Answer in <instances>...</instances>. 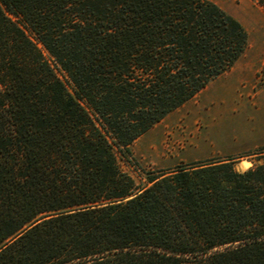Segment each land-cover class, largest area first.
I'll list each match as a JSON object with an SVG mask.
<instances>
[{
  "label": "trees",
  "instance_id": "1",
  "mask_svg": "<svg viewBox=\"0 0 264 264\" xmlns=\"http://www.w3.org/2000/svg\"><path fill=\"white\" fill-rule=\"evenodd\" d=\"M0 1L121 147L248 43L242 23L210 0ZM49 87L47 102L0 50V264H264V148L244 171L231 158L194 161L149 175L133 194L76 99Z\"/></svg>",
  "mask_w": 264,
  "mask_h": 264
},
{
  "label": "rangeland",
  "instance_id": "2",
  "mask_svg": "<svg viewBox=\"0 0 264 264\" xmlns=\"http://www.w3.org/2000/svg\"><path fill=\"white\" fill-rule=\"evenodd\" d=\"M242 2L233 1L242 8L240 16L248 33V43L232 67L245 71L247 65L254 64L255 92L264 87V8L253 0L252 9L255 10L252 11L249 1L245 6ZM0 9V50H8L16 56L47 102L55 98L49 87L53 81L62 85L66 95L76 99L79 109L104 136L106 155L114 159L118 170L115 177L121 178L131 193L149 186V175H157L160 170L171 171L194 161L231 158L237 171L262 162L257 160L255 152L264 148V103L259 102L256 107L249 104L247 108L244 99H237V83L233 81L237 73L213 83L204 100L197 92L130 145L121 147L104 132L85 101L77 97L66 72L22 18L8 11L1 1ZM105 179L109 180V176ZM106 186L102 194L111 189V185Z\"/></svg>",
  "mask_w": 264,
  "mask_h": 264
},
{
  "label": "crops",
  "instance_id": "3",
  "mask_svg": "<svg viewBox=\"0 0 264 264\" xmlns=\"http://www.w3.org/2000/svg\"><path fill=\"white\" fill-rule=\"evenodd\" d=\"M210 1H213L214 3H216L222 9H224L227 13H229L230 15H232L233 17H235L238 21L242 23V17L240 16V11L242 10V8H238V5L237 6L234 5L233 3L234 0H210ZM248 1L250 3V9L254 11L255 8L252 9V5L254 4L253 0H243L242 2L243 6H245L248 3ZM255 72H256V69L253 63L251 65H247V67L245 68V71L240 70L239 67H232L230 70L223 72L222 74L218 75L216 78L211 80L198 93L200 96H202L204 100L207 97V95L209 96V92H210V89L213 83L217 82L219 79L225 76H229V74L231 73H237V75L234 76L235 79H233V81H236L237 83V87H236L237 99H240V100L244 99V101L247 102L246 104H248V106H246L247 108L248 107L250 108V106L256 107L257 103L259 102L264 103V87L254 92Z\"/></svg>",
  "mask_w": 264,
  "mask_h": 264
}]
</instances>
